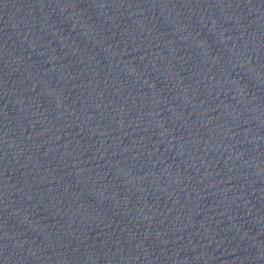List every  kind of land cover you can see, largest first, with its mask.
<instances>
[{"label":"water","instance_id":"95a60500","mask_svg":"<svg viewBox=\"0 0 264 264\" xmlns=\"http://www.w3.org/2000/svg\"><path fill=\"white\" fill-rule=\"evenodd\" d=\"M0 264H264V0H0Z\"/></svg>","mask_w":264,"mask_h":264}]
</instances>
